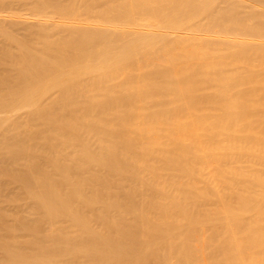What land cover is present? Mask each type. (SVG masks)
I'll return each instance as SVG.
<instances>
[{
  "label": "bare ground",
  "instance_id": "1",
  "mask_svg": "<svg viewBox=\"0 0 264 264\" xmlns=\"http://www.w3.org/2000/svg\"><path fill=\"white\" fill-rule=\"evenodd\" d=\"M6 1L0 264H264V0Z\"/></svg>",
  "mask_w": 264,
  "mask_h": 264
},
{
  "label": "rangeland",
  "instance_id": "2",
  "mask_svg": "<svg viewBox=\"0 0 264 264\" xmlns=\"http://www.w3.org/2000/svg\"><path fill=\"white\" fill-rule=\"evenodd\" d=\"M4 1H6V0H3V3H5ZM12 1H15L16 4H14V2H12ZM12 1H11V2H12L11 6L14 5V6H18V7H19L21 4H23V0H21V1L17 0L18 2H17L16 0H12ZM63 1H65V0H63ZM63 1H61V3H60L61 6H58V5L56 6V9H55V10H56L57 12H59V11H58V8H59L60 13L62 12V10H63L64 13H70V11H72V10H69V11H68V9H67L68 7H67V6H70L71 0L69 1L70 3H69V2H68V3L66 2L67 4H69V5L66 6V9H67V10L64 9L65 6L62 7V4L65 3V2H63ZM66 1H68V0H66ZM88 1H89V3H88ZM90 1H93V3L90 2ZM94 1H95V3H97L99 0H97V1H96V0H87V1H86V5L88 6V4H89V6H91L92 4H95ZM103 1H105V0H103ZM110 1H111V0H110ZM110 1L108 0V3H107V1L102 2V0H100V3H101V2H102V3H106V4H108V5H110L111 2H112L111 5L117 3V2H115L116 0H115V1L113 0V1H111V2H110ZM7 2H8V1H6V4H7ZM24 2H25V1H24ZM113 2H114V3H113ZM66 3H65V4H66ZM87 3H88V4H87ZM102 3H101V4H102ZM6 4H5V7H8L9 2H8L7 5H6ZM65 4H64V5H65ZM71 4H72V3H71ZM81 4H82V3H80V5H81ZM76 5H77V4H76ZM86 5H84V3H83V6H86ZM44 6L46 7V5H43V7H44ZM41 7H42V6H39V8H41ZM60 7L63 8V9L61 10ZM11 9H13V8L7 9L6 12H9V11H10V12H11V11L15 12V11H16V10H14L15 8H14L13 10H11ZM70 9H71V7H70ZM65 10H66V11H65ZM63 12H62V13H63ZM64 13H63V14H64ZM19 14H20L21 16H24L26 13L24 12V13H19ZM140 14H141V13H140ZM137 16H138V17H137ZM58 17H59V16H58ZM135 17H136L135 20L137 19L136 21H139V19L141 18L140 15H139V14L136 15V13H135ZM138 18H139V19H138ZM135 20H134V21H135ZM29 21H30L31 23H35V22H36V18H32V19H30ZM128 23L131 24L130 22H128ZM6 30H7V29H6ZM36 30H38V29H36ZM39 30H40V29H39ZM39 30H38V31H34V32L30 31V32H32L33 35L35 36V38H37V39H40V37H41V38L43 37L42 39H45V38H47V37H46V36H47L46 34H49V33H51V35H56V36H53L54 38H56L57 35H59V34H53V33L55 32L54 30H53V31H50V32H47V31H46V34H45V31H44V30H43V31H42V29H41L40 31H39ZM2 32H3V30H2ZM4 32H5V31H4ZM12 32H14V33L16 34V31H11V30L9 31V30H7V33H6V34L4 33V34H3V37L5 38V36H6L7 34L9 35L10 33H11V35H12V34H13ZM28 32H29V31H28ZM28 32H27V30L24 31V33H26L27 35L24 34V33L22 32V33L24 34V37L28 36V34L30 35V32H29V33H28ZM35 32H38L37 34H39L40 32H42V33H40L38 36H36L37 34H35ZM18 33H19V35H18ZM22 33H21V31H20V32L17 31V35H18V37H16V35H14L15 37L13 36V38H22V37H23V34H22ZM32 33H31V34H32ZM43 33H44V34H43ZM42 34H43V35H42ZM1 35H2V33H1ZM1 35H0V39L2 38L3 40H5L3 37H1ZM8 35H7L6 37H7V38H8V37L10 38L11 35H9V36H8ZM33 35H32V37H31V36H30V37L34 39V36H33ZM45 35H46V36H45ZM20 36H22V37H20ZM44 36H45V37H44ZM11 37H12V36H11ZM28 37H29V36H28ZM69 37H70V36H68V37H66V38H64V39L67 40V39H69ZM7 38H6V39H7ZM69 40H70V39H69ZM54 42H55V41H54ZM54 44H55V43H54ZM58 50H59V49L53 50V53H57ZM59 51H60V50H59ZM59 51H58V52H59ZM153 111H156V110H153ZM216 111H217V110H214V111L211 110V111L207 112V113H212V114H208V115H207V113H206L205 115H207V118H206L205 116H204V117L202 116L203 119L205 118V120H207L208 118H211L210 115L215 116V115L217 114V115L219 116V113H218L219 110H218V112H216ZM236 111H239L240 114H242V112H243V114L239 116V114L236 113ZM213 112H214V113H213ZM215 112H216V113H215ZM221 112L225 113V115H226L227 112H228L227 115H228V114L230 115L231 113H233L232 115H233V116L235 115L236 118H233L235 121H233V119L230 118L229 120H232V122L230 121V123H232L233 126H234V125L236 126V123H238L237 126L240 128V130L242 129L241 127H242V125L244 124L243 127H245V129H246L247 131H246L245 129H242L243 132H242L241 134L244 136V133H246V132L248 133V131H249V132H253V133H255V134H254L253 136L251 135L252 137L256 136L257 139H258V137H259V139H258L259 141L256 140V139H254V141L256 140V142H258L257 144L263 145L262 143L264 142V139H263V141H261L262 143L260 142V139L264 136V135H263L264 131H263V130H260V132L263 131V132H262V135H260V134H259L260 132L258 133V128H262V127H261L262 125L264 126V121H263V120H264V119H263V118H264V116H263L264 114L262 115L263 117L260 115V113H264V110H257V111H256V110H247V111L242 110V112H241V110H233L231 113H229L230 110H227V112H226V110H224V111H223V110H222V111L220 110V113H221ZM247 112H248V113L250 112V114H253V112H254V116H252V115L250 116V114H249V115H246ZM255 112H256L257 114H258V112H260V113H259V115H255ZM152 113H157V112H152V110H150L149 114H152ZM245 113H246V114H245ZM201 114L203 115L204 113H201ZM225 115L221 114V117H222V116H225ZM237 115H238V118H239V119L237 118ZM208 116H209V117H208ZM218 116H216L215 118H218V119L221 118V117H218ZM226 117H228V116H226ZM247 117H248V119H252V120H250V121H252L253 123H256V122H257V123H256V125L258 126V127L256 126L257 129H256V128H251V126H252L253 124H250L251 122L247 120ZM261 117H262V121H263V122L261 121V122H262V123H261L262 125H260V122H259V119H260ZM240 118H242V119L244 120V122L241 121ZM222 119H223V117H222L221 119H219V120L216 119V121L213 122V121H212V120H213V117H212V120L209 119L208 122H207V121H206V122H207V124H209V125H211V126L213 125V127L210 126V129H211V128L213 129L214 126H215L214 123H216V122H218V123L221 122V123H222ZM224 119H225V120H224ZM224 119H223V121H226L225 123H227V120H228V119H226V118H224ZM237 119H238V120H237ZM256 119H258V120H256ZM210 120H211V122L209 123ZM229 120H228V121H229ZM239 120H240V122H238ZM253 120H256V122H254ZM200 121H202V120H200ZM247 121H248V123L250 122V123H249V126H248ZM241 122H242V125H240ZM218 123L216 124L217 126L219 125ZM223 123H224V122H223ZM225 123L221 125V127H222L223 125H225V127H224L225 129H224V128L222 129V130H224V133L227 132L228 130H229L228 133L231 132L232 129L230 130L229 128H234V127L231 126V124H229L230 126L228 127V124H225ZM228 123H229V122H228ZM233 123H234V124H233ZM253 126H254V125H253ZM227 127H228V128H227ZM216 128H217V127H216ZM216 128H215V129H216ZM239 128L236 127V128L234 129L235 131H233L232 133H229V134H230V135H231V134L234 135V133H235L236 131H237V132L240 131ZM212 129H211V130H212ZM217 129H219V126H218ZM220 129H221V128H220ZM220 129L217 130V131L220 132ZM236 129H238V130H236ZM262 129H263V128H262ZM211 130H210V131H211ZM222 130H221V135H220V133H219V134L216 133V134L218 135V139H217V140H216L217 135H215L216 138H214V136H213V138H214L216 141L222 139L221 136H224V137H225L224 133H222V132H223ZM213 132H214V134H215L216 130L214 131V129H213ZM240 132H241V131H240ZM210 133H212V132H210ZM210 133H209V134H210ZM253 133H248V134H253ZM235 134H237V133H235ZM241 134H239V136H240ZM212 135H213V134H212ZM219 135H220V138H219ZM233 135H231V136L233 137ZM242 135H241V137H242ZM236 136H238V134H237ZM236 136L234 135V137H236ZM239 136H238V137H239ZM245 136H246V134H245ZM247 136H248V135H247ZM228 137H229V135H228ZM228 137L225 138L227 141L229 140L228 142H226V140H223V142L220 140L223 144L219 143L220 141H218L219 144H218L215 140H212V141H213V143L216 142V143L218 144L217 146H220V145H221V146L223 147L222 151H224V150H225L224 147H225L226 145H228V146L231 145V144L233 145V143H234V145H236V141H237V140H236V139L234 140V138H232V139H228ZM238 137H237V138H238ZM249 137H250V135H249ZM252 137H251V138H252ZM209 138H211V135H210ZM230 138H231V137H230ZM251 138H249V140H248V137H247V138L244 137L243 139L238 138V141H237V142L239 143V142H241V141H242V142L244 141V144L247 143V142H248V143L251 142V144H252V142H253V144H254V141H250ZM254 138H255V137H254ZM263 138H264V137H263ZM207 139H208V137H207ZM211 139H212V138H211ZM211 139H210V140H211ZM210 140H209V143L212 144V142H211ZM230 140H232V141L234 140V142L232 143V141H230ZM247 140H248V141H247ZM261 140H262V139H261ZM224 141H225V142H224ZM246 141H247V142H246ZM229 142H230L231 144H230ZM242 142H241V143H242ZM248 143H247L246 145H248ZM224 144H225V145H224ZM244 144H242V145H244ZM255 144H256V143H255ZM215 145H216V144H215ZM239 145H240V144H239ZM222 147H220V148H222ZM226 147H227V146H226ZM224 152H226V151H224ZM224 152H223L222 154H224ZM224 155H227V152H226ZM221 191L223 192V193H221V194H222V197H223V199L225 200V202H223V199H222V198H221V200H222L223 204H225V203L227 204L228 199H227L226 197H228V193H227L228 191H227V192H225V190H221ZM226 193H227V194H226ZM212 194H214V192L211 193V195H212ZM225 194H226L227 196H226ZM214 196H215V195H214ZM216 196H217V195H216ZM208 197H209V198L211 197V199H209ZM217 198H218V199H216V198H212V196H206V198L201 197L200 200H201L202 202H203V201L206 202V201L208 200V202H206V204L210 202V204L213 206V205H214L213 201H214L215 199L217 200V202L220 203V201H219L220 199H219L218 196H217ZM212 199H214V200L212 201ZM205 200H206V201H205ZM201 201H199V202H201ZM204 202H203V203H204ZM211 202H212L213 204H212ZM214 202H215V201H214ZM217 202H216V203H217ZM222 202H221V203H222ZM221 203H220V205L222 206ZM207 205H208V204H207ZM217 205H218V204H217ZM217 205L215 204V206H213V207H216ZM220 205H218V207H221ZM227 206H228V205H227ZM234 207H235V206H234ZM257 207H258V206H257ZM254 208H256V207H254ZM234 209H235V208H234ZM234 209H233V210H234ZM245 216H246V217L249 216V217L246 218L247 220L253 218V215L251 216V213H249V214H247V215H245ZM245 216H244V217H245ZM244 217H243V219H244ZM240 218H241V215L237 218V221H238V219H240ZM233 219H234V217L231 218V221H232ZM235 220H236V218H235ZM244 220H245V219H244ZM231 221H229V222H231ZM233 221H234V220H233ZM251 221H253V220H251ZM216 222H217V223H216L217 225H219L220 223H221L220 225L225 224L224 221H222V222L216 221ZM235 222H236V221H234L233 223H235ZM243 222H244V221L241 222V220H240V223H243ZM245 222H246V221H245ZM209 223H210V222H209ZM213 223H215V222H213ZM188 225H189V224H188ZM177 227L181 228L182 225L179 224ZM195 227H196V229L199 228L198 226H195ZM197 227H198V228H197ZM217 227H218V226H217ZM179 228H176L177 231H180V230H183V231H184V230H189V229H190V228H183V229H182V228L179 229ZM174 230H175V228H174ZM190 230H191V229H190ZM175 231H176V230H175Z\"/></svg>",
  "mask_w": 264,
  "mask_h": 264
}]
</instances>
